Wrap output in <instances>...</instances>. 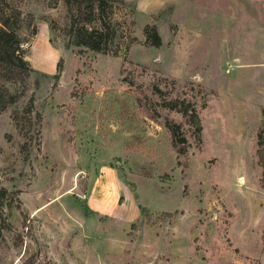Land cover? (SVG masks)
<instances>
[{"label":"rangeland","instance_id":"1","mask_svg":"<svg viewBox=\"0 0 264 264\" xmlns=\"http://www.w3.org/2000/svg\"><path fill=\"white\" fill-rule=\"evenodd\" d=\"M5 1L31 72L0 112V264H264V0H104V52L74 5Z\"/></svg>","mask_w":264,"mask_h":264},{"label":"trees","instance_id":"2","mask_svg":"<svg viewBox=\"0 0 264 264\" xmlns=\"http://www.w3.org/2000/svg\"><path fill=\"white\" fill-rule=\"evenodd\" d=\"M104 0H64L68 6L74 5L76 13L71 17L69 27L72 39L77 46L95 51H106L108 46V34L110 33V24L104 20L103 13ZM20 12L15 15L9 12L8 3L0 0V112L8 106L14 104L24 95L25 80L31 72L27 60L23 56L21 44L23 38L16 27L18 21L22 20ZM17 19V20H16ZM100 21L98 27H92L96 21ZM11 85L20 86L19 91L13 92ZM181 106L169 104L171 108H177L184 116H188L194 125V132L200 131V124L194 109L189 104L180 102ZM13 120L19 123L17 112L13 113ZM166 126L170 130L172 144L177 147V139L184 143V137L180 136L179 125L167 122ZM180 152V147H178ZM259 163L264 169V140L259 148Z\"/></svg>","mask_w":264,"mask_h":264}]
</instances>
